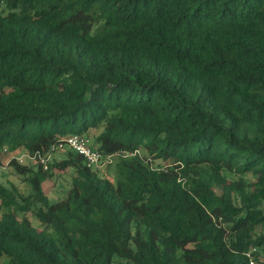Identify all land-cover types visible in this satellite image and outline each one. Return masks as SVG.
I'll use <instances>...</instances> for the list:
<instances>
[{"label":"trees","instance_id":"obj_1","mask_svg":"<svg viewBox=\"0 0 264 264\" xmlns=\"http://www.w3.org/2000/svg\"><path fill=\"white\" fill-rule=\"evenodd\" d=\"M75 135L115 178L13 159L0 264H264V0H0V157Z\"/></svg>","mask_w":264,"mask_h":264},{"label":"rangeland","instance_id":"obj_2","mask_svg":"<svg viewBox=\"0 0 264 264\" xmlns=\"http://www.w3.org/2000/svg\"><path fill=\"white\" fill-rule=\"evenodd\" d=\"M87 139L89 142V146L94 148L95 141L93 140V137H87ZM68 152L69 151L67 150L65 153L55 154L52 158V165L55 164V161L59 162L63 160L64 156ZM22 155L23 153L17 154L15 156H11L5 152L2 154V156L0 157V179L2 181L19 183V179L13 174V170L10 168V164L13 159L20 158ZM26 165L35 167L32 163H27ZM114 165H116V160H114L113 165H110L101 171H97V173L103 178L111 179L114 177V170L116 172V168H114ZM53 173L54 178L46 182V184L44 185V190L46 195L49 197L51 204H56L60 199H63L65 197L68 191L69 183L71 182V172L68 171L63 173L55 170Z\"/></svg>","mask_w":264,"mask_h":264},{"label":"built area","instance_id":"obj_3","mask_svg":"<svg viewBox=\"0 0 264 264\" xmlns=\"http://www.w3.org/2000/svg\"><path fill=\"white\" fill-rule=\"evenodd\" d=\"M59 153H65L67 150L71 151L78 156L82 157L89 169L95 171H101L110 165H113L115 157H105L97 149L89 146L88 139L84 136H71L65 141V144L58 148ZM5 153H7L5 151ZM53 151L46 156H41L40 154L35 156H30L23 154L20 158L15 159L20 165H26L27 163H32L34 165L40 166L44 171H48L53 158ZM127 158V156H123ZM252 252L248 255L251 264H257L252 257Z\"/></svg>","mask_w":264,"mask_h":264}]
</instances>
